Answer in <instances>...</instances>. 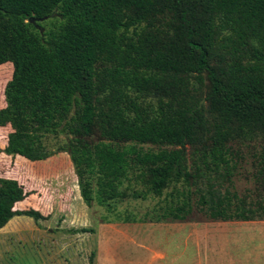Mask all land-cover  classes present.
Returning <instances> with one entry per match:
<instances>
[{
  "label": "trees",
  "instance_id": "obj_1",
  "mask_svg": "<svg viewBox=\"0 0 264 264\" xmlns=\"http://www.w3.org/2000/svg\"><path fill=\"white\" fill-rule=\"evenodd\" d=\"M0 87V173L63 166L0 175V230L48 220L40 181L60 177V200L71 173L102 223L264 221V0H0Z\"/></svg>",
  "mask_w": 264,
  "mask_h": 264
},
{
  "label": "rangeland",
  "instance_id": "obj_2",
  "mask_svg": "<svg viewBox=\"0 0 264 264\" xmlns=\"http://www.w3.org/2000/svg\"><path fill=\"white\" fill-rule=\"evenodd\" d=\"M1 91L0 87V97ZM234 148L244 152L247 158L242 176L234 179L231 187L232 191L243 195L253 187L250 173L253 171L251 153L254 151L242 148L239 143ZM16 161L18 159L14 158L10 167L0 175H8L6 172L10 174L17 169L24 174L38 169L43 176L60 175L59 170L63 167L59 157L49 164H38L34 169L24 162H19L17 168ZM59 178L42 179V195L49 192L59 199L64 187ZM26 179L31 180L30 176ZM53 196L51 207L55 215L51 221L39 224L47 229L40 228L37 233L24 229L23 240H19L16 234H0L1 264H96L99 252L98 264H264V222H211L204 214L195 211L189 221L168 223H124L117 220L120 218L117 214H112L116 222L100 226V220L111 217L105 209L97 206L90 209L84 202L85 207L80 209L75 201L70 213H62L61 208L56 207L58 202L52 200ZM157 202L152 198L147 201L126 200L117 207L121 219L128 213L143 217L152 212ZM31 204L35 205L30 201L28 205ZM77 211L80 215H76ZM62 216L73 224L70 228L64 224L58 230ZM71 227H79L78 232ZM82 229H93L94 232L83 233ZM160 253L165 255L163 260L157 258Z\"/></svg>",
  "mask_w": 264,
  "mask_h": 264
},
{
  "label": "crops",
  "instance_id": "obj_3",
  "mask_svg": "<svg viewBox=\"0 0 264 264\" xmlns=\"http://www.w3.org/2000/svg\"><path fill=\"white\" fill-rule=\"evenodd\" d=\"M72 174L73 173H71V178L69 180V184L65 185V188H64L65 193L61 194V196L63 198L60 200H58V199L55 200V202H58V204H59V205H56V207H60L61 210H62V208H64V205H67V208H68L67 211H60L62 213H67V214L70 213L71 210H73V206H74L73 202H75V201H76L77 207H79L80 209H82V207H85V205H83L84 201H83L81 193H80L78 181L74 178V176ZM69 175H70V173H69ZM81 202H82V204H80ZM48 214L51 215L50 218L48 220L40 221V222L45 223V222L51 221V219L54 217L55 213H51L49 210V212L45 213V215H48ZM76 215H80L79 211L76 212ZM61 218H62V222L59 224V226L57 228L58 230H61L62 229L61 227L64 224L68 225L67 226L68 228H70L69 226H72L73 223H72V221L70 222V220H68L69 218H67L66 216H62ZM32 222H33L32 218H29V217H25V216L15 217L3 229L0 230V234L2 236H7L9 234H16V235H18L19 240H23L22 234L24 233V229H28V231L30 230V232H32V233L40 232L41 229H43V230L47 229V227H45L43 225H39L40 222H38V223L37 222L32 223ZM258 222H264V221H258ZM98 223L100 226L113 224V223H102L100 221ZM71 228L76 229L73 231H77V229L79 227H71ZM215 236H217V235H215ZM65 245H66V247L69 246V244L67 242H65ZM98 247H99V249H101L100 244ZM99 255H100V252H99ZM99 255L97 256L98 258H97L96 264H98ZM157 258L163 260L165 258V255L163 253L157 254Z\"/></svg>",
  "mask_w": 264,
  "mask_h": 264
},
{
  "label": "water",
  "instance_id": "obj_4",
  "mask_svg": "<svg viewBox=\"0 0 264 264\" xmlns=\"http://www.w3.org/2000/svg\"><path fill=\"white\" fill-rule=\"evenodd\" d=\"M47 19H48V18H44V19L31 18V19L29 20V22H30V23H33V24L36 25L38 22H43V21H45V20H47ZM37 27H38V29L41 30V32H43L42 27H40V26H38V25H37Z\"/></svg>",
  "mask_w": 264,
  "mask_h": 264
}]
</instances>
